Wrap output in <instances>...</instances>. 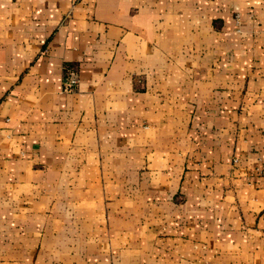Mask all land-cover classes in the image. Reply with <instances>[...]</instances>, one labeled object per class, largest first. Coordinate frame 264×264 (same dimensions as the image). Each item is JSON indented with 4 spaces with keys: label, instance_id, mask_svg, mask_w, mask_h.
Returning <instances> with one entry per match:
<instances>
[{
    "label": "crops",
    "instance_id": "1",
    "mask_svg": "<svg viewBox=\"0 0 264 264\" xmlns=\"http://www.w3.org/2000/svg\"><path fill=\"white\" fill-rule=\"evenodd\" d=\"M0 264H264V0H0Z\"/></svg>",
    "mask_w": 264,
    "mask_h": 264
},
{
    "label": "built area",
    "instance_id": "2",
    "mask_svg": "<svg viewBox=\"0 0 264 264\" xmlns=\"http://www.w3.org/2000/svg\"><path fill=\"white\" fill-rule=\"evenodd\" d=\"M78 82V75L74 68H67L66 75L63 79V88L65 90H71Z\"/></svg>",
    "mask_w": 264,
    "mask_h": 264
}]
</instances>
